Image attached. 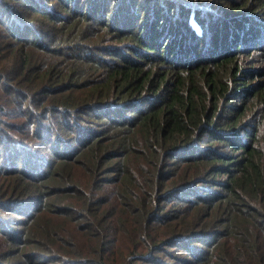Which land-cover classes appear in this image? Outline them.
<instances>
[{"label":"trees","instance_id":"1","mask_svg":"<svg viewBox=\"0 0 264 264\" xmlns=\"http://www.w3.org/2000/svg\"><path fill=\"white\" fill-rule=\"evenodd\" d=\"M0 264H264V0H0Z\"/></svg>","mask_w":264,"mask_h":264},{"label":"rangeland","instance_id":"2","mask_svg":"<svg viewBox=\"0 0 264 264\" xmlns=\"http://www.w3.org/2000/svg\"><path fill=\"white\" fill-rule=\"evenodd\" d=\"M192 22L195 24V21H194V19H192ZM197 27H198V25H197Z\"/></svg>","mask_w":264,"mask_h":264}]
</instances>
